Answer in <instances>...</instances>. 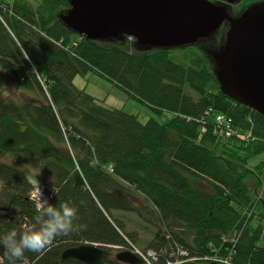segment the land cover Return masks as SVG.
<instances>
[{
    "label": "trees",
    "instance_id": "1",
    "mask_svg": "<svg viewBox=\"0 0 264 264\" xmlns=\"http://www.w3.org/2000/svg\"><path fill=\"white\" fill-rule=\"evenodd\" d=\"M261 1L239 0L241 12L228 11L238 17ZM29 2L0 0V68L8 74L0 85L16 97L0 91V238L36 215L27 173L15 165L48 173L50 202L70 203L78 218L70 233L15 264H84L62 259L82 244L152 251L153 264H264V161L250 165L264 153V116L220 92L211 59L219 45L141 50L128 38L89 40L60 20L69 0ZM89 72L167 119L142 123L98 102L74 85ZM209 109L238 134L215 135ZM143 199L151 206L138 205ZM126 213L155 229L145 245Z\"/></svg>",
    "mask_w": 264,
    "mask_h": 264
},
{
    "label": "water",
    "instance_id": "2",
    "mask_svg": "<svg viewBox=\"0 0 264 264\" xmlns=\"http://www.w3.org/2000/svg\"><path fill=\"white\" fill-rule=\"evenodd\" d=\"M60 16L71 31L89 40L133 38L141 50L174 49L211 38L224 23L223 45L211 53L219 90L229 99L264 116V0L238 17L226 5L236 0H69ZM1 211V209H0ZM106 248L82 244L68 248L62 259L104 264ZM122 264H142L131 252L114 255Z\"/></svg>",
    "mask_w": 264,
    "mask_h": 264
},
{
    "label": "rangeland",
    "instance_id": "3",
    "mask_svg": "<svg viewBox=\"0 0 264 264\" xmlns=\"http://www.w3.org/2000/svg\"><path fill=\"white\" fill-rule=\"evenodd\" d=\"M28 1H31L29 3H32L33 0H28ZM240 10L234 9L233 11L235 12V14H238ZM177 55H181L180 50ZM6 76H8V74H6V72L0 68V81L3 80V82H5ZM74 85L79 89L85 90L87 94L91 95L98 102L104 104L105 106L110 108L122 109L125 113L138 117V120L142 123H146L151 119L163 123L167 119V116L157 114L150 107L138 101L137 99L133 98L131 95H129L128 93L117 87L111 81L98 76L94 72H89L86 76L83 77L82 76L76 77L74 80ZM1 88L0 91L4 92L5 95L4 97L11 96L12 98L16 99L15 95L11 94V92L8 91V88L6 86L5 87L1 86ZM13 92L17 94L19 91L14 90ZM262 161H264V153L254 158L250 163V165L255 166L261 163ZM6 162L12 165L15 164L14 161L11 160H6ZM15 166L25 171L27 173L28 178L40 172L41 177L38 175L36 178L40 181L41 186L45 187L47 192L52 195L50 200L53 199L55 195L53 192L56 193V190H54L51 186L47 184L51 180V176L48 173H46L43 170H32L24 165H15ZM110 169L111 167H108V170ZM0 190H1V184H0ZM138 205L151 206L149 202L145 201L144 199L140 203L138 202ZM124 217L128 219V225H127L128 230L132 232L135 231L137 233L138 238L140 239V242L138 243L139 246H143L146 244L145 241L147 237L149 239L153 237V232L155 231V229L151 225H149V223H147L145 220H141L132 213H126L124 214ZM121 251H126V249H123ZM111 253L112 256L110 258L115 260L114 253L117 252L112 251Z\"/></svg>",
    "mask_w": 264,
    "mask_h": 264
},
{
    "label": "clouds",
    "instance_id": "4",
    "mask_svg": "<svg viewBox=\"0 0 264 264\" xmlns=\"http://www.w3.org/2000/svg\"><path fill=\"white\" fill-rule=\"evenodd\" d=\"M39 174L40 172L29 178L30 199L36 209L34 222L21 232L13 229L0 238V245L5 249V255L0 257V264H3L5 258L9 264L22 262L26 251L42 252L57 236L67 235L73 230V222L78 218L77 208L68 202H61L58 206L52 204L36 178Z\"/></svg>",
    "mask_w": 264,
    "mask_h": 264
},
{
    "label": "built area",
    "instance_id": "5",
    "mask_svg": "<svg viewBox=\"0 0 264 264\" xmlns=\"http://www.w3.org/2000/svg\"><path fill=\"white\" fill-rule=\"evenodd\" d=\"M205 115L206 116L212 115V122L214 125V134L217 135L218 137L230 138L233 135L238 134V131L234 128V126L232 124V120L230 118H228L222 114H218V113L212 114L211 110H208L205 113ZM246 134L243 136V137H245V139L246 138L248 139L249 137H251L250 133H246ZM109 171L112 172V169H110ZM43 190H44L45 196H47L51 199L52 195L47 192L45 187H43ZM116 250L121 251L120 248L119 249L116 248ZM126 251L134 253L139 258H141L142 261H144L146 264H153L154 261L157 260L156 254L152 251H142V250H140L134 246H131V249L126 250Z\"/></svg>",
    "mask_w": 264,
    "mask_h": 264
},
{
    "label": "flooded vegetation",
    "instance_id": "6",
    "mask_svg": "<svg viewBox=\"0 0 264 264\" xmlns=\"http://www.w3.org/2000/svg\"><path fill=\"white\" fill-rule=\"evenodd\" d=\"M213 2H215V1H213ZM216 2L218 3V4H221V5H223L224 3L222 2V1H220V0H216ZM225 5V4H224ZM239 5H240V2H239V0H236V2L234 3V4H232V5H226V7H227V9H231L232 11L235 9V10H240V7H239ZM235 13V12H234ZM227 24V26H228V23H224L223 25H222V27H221V29L216 33V34H214V36L213 37H211V38H208V39H205L204 41V43H211V42H214L215 44H217V45H219V48L223 45V43H224V41H223V43H222V41L218 38V35L220 34V32H221V30H222V28L225 26ZM228 30V29H227ZM227 32V31H226ZM226 34V33H225ZM225 37V36H224ZM213 43V44H214ZM198 44V43H197ZM149 50H151V49H149Z\"/></svg>",
    "mask_w": 264,
    "mask_h": 264
},
{
    "label": "bare ground",
    "instance_id": "7",
    "mask_svg": "<svg viewBox=\"0 0 264 264\" xmlns=\"http://www.w3.org/2000/svg\"><path fill=\"white\" fill-rule=\"evenodd\" d=\"M209 110H211V112H212V114H215L216 112H213V110L212 109H209ZM218 114H221V113H218ZM223 115V114H222ZM225 116V115H224ZM207 117H209L210 119H212V115H210V116H207ZM202 131L204 132V130L202 129ZM251 135V134H250ZM220 138H224V139H228V138H225V137H220ZM231 138V137H230ZM251 138H252V136H251ZM112 169V168H111ZM109 171V170H108ZM110 172V171H109ZM112 172H113V169H112ZM108 248H110L113 252H117V250H116V248H112V246H110V247H108ZM108 250V249H107ZM109 251V250H108ZM110 252V251H109ZM110 257L112 256V253L110 252ZM114 254H116V253H114ZM134 256H136L141 262H143V263H145L144 261H142V259L141 258H139L137 255H135L134 253H132ZM109 257V258H110ZM104 264H105V261H104ZM146 264V263H145Z\"/></svg>",
    "mask_w": 264,
    "mask_h": 264
}]
</instances>
